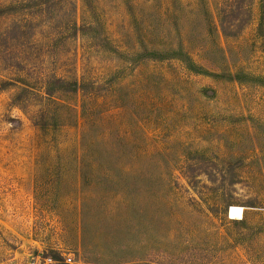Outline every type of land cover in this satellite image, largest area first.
<instances>
[{
	"label": "rangeland",
	"instance_id": "rangeland-1",
	"mask_svg": "<svg viewBox=\"0 0 264 264\" xmlns=\"http://www.w3.org/2000/svg\"><path fill=\"white\" fill-rule=\"evenodd\" d=\"M67 256L264 264V0H0V264Z\"/></svg>",
	"mask_w": 264,
	"mask_h": 264
},
{
	"label": "trees",
	"instance_id": "trees-1",
	"mask_svg": "<svg viewBox=\"0 0 264 264\" xmlns=\"http://www.w3.org/2000/svg\"><path fill=\"white\" fill-rule=\"evenodd\" d=\"M228 6H229L228 10L223 9L220 11L219 24H220V30L224 36L233 34V33H230L231 31L238 32L239 30H241V28L246 24L248 20L247 19L248 14H249L248 7L242 3L238 4L236 8L230 5ZM238 15L241 16V18H245V19H240V20L233 19V17L238 16ZM52 81L55 84L64 85L65 83L62 79H53ZM49 91L50 90L47 91L48 96H50L51 94Z\"/></svg>",
	"mask_w": 264,
	"mask_h": 264
},
{
	"label": "bare ground",
	"instance_id": "bare-ground-1",
	"mask_svg": "<svg viewBox=\"0 0 264 264\" xmlns=\"http://www.w3.org/2000/svg\"><path fill=\"white\" fill-rule=\"evenodd\" d=\"M243 216V209L237 206H231L228 211V217L233 220H241Z\"/></svg>",
	"mask_w": 264,
	"mask_h": 264
},
{
	"label": "built area",
	"instance_id": "built-area-1",
	"mask_svg": "<svg viewBox=\"0 0 264 264\" xmlns=\"http://www.w3.org/2000/svg\"><path fill=\"white\" fill-rule=\"evenodd\" d=\"M64 262L68 263V264H72V259L70 258V256H67L64 260ZM43 264H57L55 261H53L51 258H46L43 260Z\"/></svg>",
	"mask_w": 264,
	"mask_h": 264
}]
</instances>
